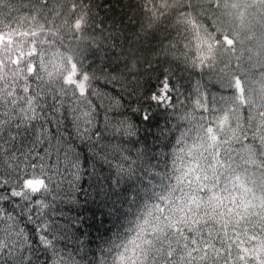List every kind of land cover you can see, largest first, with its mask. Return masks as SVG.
<instances>
[{"label": "trees", "instance_id": "obj_1", "mask_svg": "<svg viewBox=\"0 0 264 264\" xmlns=\"http://www.w3.org/2000/svg\"><path fill=\"white\" fill-rule=\"evenodd\" d=\"M213 1L224 8L211 9L205 0H108L107 6L105 0H0V102L21 100L27 108L41 102L39 89L63 94L61 86L69 87L66 77L93 72L99 77L101 65L107 64L128 81L134 79L129 74H135L129 90H147L161 72H167L181 100L198 95L204 107L207 93L208 105L218 109L200 114L193 112L192 101L176 106V116L181 117L176 140L181 143L169 149L168 179L149 187L127 214L112 213L111 206L105 207L99 199L93 203L91 195L86 203L81 198L77 208L96 211L94 218L92 212L84 213L92 225L85 229L90 235L84 240L86 247L87 241H93L92 251L114 236L121 251H136V264H144L153 249L143 240L138 241L139 250L133 249L138 235L154 233L155 244L178 224L207 220L208 230L221 238V247H231L236 260L247 249L240 264H264V167L260 158L264 150L258 155L251 143L235 146L231 169L219 179V200H210L206 192L194 206L198 210L189 212L186 196L177 194L174 202L169 199L192 164L189 159L181 163L180 157H191L202 169L208 163L203 157L211 149L207 139L199 137H204L203 126L209 119L228 111L234 125L246 126L252 116L264 122V116L256 115L264 113V0ZM198 14L213 16V21L207 20L213 27L211 33L202 27ZM101 18L102 31L95 27ZM225 36L233 44H227ZM207 47H217L222 54L211 55ZM237 77L243 85L242 97L235 91ZM199 85L202 93H194ZM160 120L163 124V117ZM160 160L164 162L163 155ZM215 171L213 166L209 180ZM161 207L168 209L164 219L156 214Z\"/></svg>", "mask_w": 264, "mask_h": 264}, {"label": "snow or ice", "instance_id": "obj_2", "mask_svg": "<svg viewBox=\"0 0 264 264\" xmlns=\"http://www.w3.org/2000/svg\"><path fill=\"white\" fill-rule=\"evenodd\" d=\"M95 27L104 29L103 18ZM224 39L233 44L227 36ZM100 73L99 77L95 72L66 77L69 87L61 86L63 94L39 89L41 102L27 108L21 100L0 102V264H136V251H121L114 236L98 246V251L91 250V240L86 247L84 237L90 234L85 229L92 225L84 213L92 212L94 218L96 211L76 205L82 197L86 203L91 195L93 203L99 199L105 207L111 206L112 213L127 214L149 187L168 179L169 149L181 143L176 140L181 121L176 106L192 101L193 112L218 111L208 105L207 93L204 107L198 95L181 100L167 72H161L144 91L129 90L135 74H129L134 79L128 81L107 64L101 65ZM235 85L236 94L242 97L239 77ZM29 94H33L31 89ZM203 130L204 137L199 138H206L211 149L203 157L208 163L202 169L191 157H180L181 163L189 159L192 164L169 193L173 202L177 194L186 196L189 212L198 210L194 206L206 192L210 200L220 199L219 179L230 171L236 145L251 143L258 155L264 150V122L255 116L249 117L246 126L234 125L226 111L209 119ZM260 158L264 167V156ZM213 166L216 171L209 180ZM167 210L161 207L156 214L164 219ZM209 227L207 220L178 224L155 244L154 233L146 232L136 237L132 248L139 250L141 240L151 246L153 251L144 264H240L245 260L247 249L236 260L231 247H221L223 241Z\"/></svg>", "mask_w": 264, "mask_h": 264}, {"label": "bare ground", "instance_id": "obj_3", "mask_svg": "<svg viewBox=\"0 0 264 264\" xmlns=\"http://www.w3.org/2000/svg\"><path fill=\"white\" fill-rule=\"evenodd\" d=\"M190 1V0H189ZM207 6L211 9H215L216 11L220 10L221 8L223 9V5H218L216 4L213 0H205ZM207 17V18H206ZM207 20L213 21V16H205L203 17L198 14V21L201 23L202 27L208 32L211 33L213 31V27L207 22ZM208 51L210 52L211 55L216 54V56H220L222 54V50L217 48V47H207ZM202 86L199 85L198 87V94H201L203 90Z\"/></svg>", "mask_w": 264, "mask_h": 264}]
</instances>
